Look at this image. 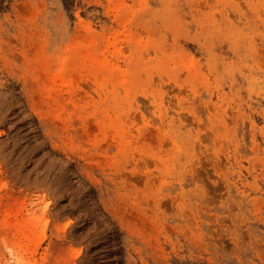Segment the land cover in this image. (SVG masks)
I'll return each mask as SVG.
<instances>
[{"label":"rangeland","instance_id":"rangeland-1","mask_svg":"<svg viewBox=\"0 0 264 264\" xmlns=\"http://www.w3.org/2000/svg\"><path fill=\"white\" fill-rule=\"evenodd\" d=\"M0 264H264V0H0Z\"/></svg>","mask_w":264,"mask_h":264},{"label":"bare ground","instance_id":"bare-ground-1","mask_svg":"<svg viewBox=\"0 0 264 264\" xmlns=\"http://www.w3.org/2000/svg\"><path fill=\"white\" fill-rule=\"evenodd\" d=\"M41 241L40 239L37 240V242ZM20 259H22V257H20Z\"/></svg>","mask_w":264,"mask_h":264}]
</instances>
